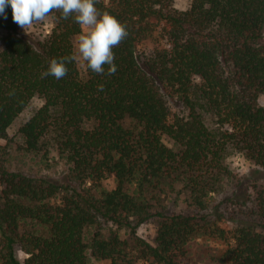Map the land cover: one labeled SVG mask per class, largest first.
<instances>
[{
    "label": "trees",
    "instance_id": "obj_1",
    "mask_svg": "<svg viewBox=\"0 0 264 264\" xmlns=\"http://www.w3.org/2000/svg\"><path fill=\"white\" fill-rule=\"evenodd\" d=\"M95 6L126 27L111 75L86 63L83 76L70 60L64 77L43 75L51 58L75 54L82 29L72 16L51 10L52 30L33 42L10 5L0 15V139L39 97L44 104L19 129L24 150L50 141L68 165L65 180L32 177L11 171L0 152V264H187L194 235L208 228L228 239V231L155 213L159 194L181 182L205 209L234 176L225 163L234 146L264 177V0H192L185 11L174 0ZM157 216L156 238L137 240L138 257L117 231L108 239L97 231L105 221L136 233ZM230 239L219 264H264V221L239 225Z\"/></svg>",
    "mask_w": 264,
    "mask_h": 264
},
{
    "label": "rangeland",
    "instance_id": "obj_2",
    "mask_svg": "<svg viewBox=\"0 0 264 264\" xmlns=\"http://www.w3.org/2000/svg\"><path fill=\"white\" fill-rule=\"evenodd\" d=\"M192 0H174V6L185 11L190 8ZM52 19L35 22L29 27L21 29V35L33 42L41 41L52 30ZM75 54H77V35L73 39ZM78 67L83 76L86 75V62L78 61ZM264 106V95L259 98ZM44 104V101L35 97L17 120L8 130V139H0V152L9 169L21 172L32 177H50L55 180H65L68 174V165L60 157L56 146L49 141L46 147L37 153L27 152L24 149V139L19 133L21 126ZM173 109L178 113L185 112L181 103L172 102ZM207 123L214 127V122L207 117ZM169 146L174 143L164 138ZM225 163L233 173L231 180H226L222 188L211 194L206 202V208H199L191 197L190 191L179 182L173 188L159 194V200L154 209L155 213H163L167 216L182 214L194 217L202 226L205 221L228 231V239H221L205 228L201 234L194 235L187 244V264H219V259L230 245L232 232L246 223H260L264 221V177H259L255 172V166L246 154L237 147H230ZM105 186L108 189L115 187L114 177H111ZM161 217H153L136 229L134 233L130 228L118 229L111 222H101L97 231L102 237L108 239L114 232H118L121 241L125 242V249L132 257L139 256L138 239L153 243L159 228ZM96 230L91 229V233ZM233 243V242H232ZM23 260L26 255L19 251ZM92 264H109L108 261H98L92 258Z\"/></svg>",
    "mask_w": 264,
    "mask_h": 264
},
{
    "label": "clouds",
    "instance_id": "obj_3",
    "mask_svg": "<svg viewBox=\"0 0 264 264\" xmlns=\"http://www.w3.org/2000/svg\"><path fill=\"white\" fill-rule=\"evenodd\" d=\"M9 5L13 20L21 26L29 27L46 20L53 9L59 10L64 19L72 16L81 26L82 30L77 34V54L51 58L43 75L60 79L68 72L66 61L81 59L95 73L107 71L111 75L116 72L113 47L127 35L126 27L110 12L98 10L95 0H0V15L5 18V9Z\"/></svg>",
    "mask_w": 264,
    "mask_h": 264
}]
</instances>
